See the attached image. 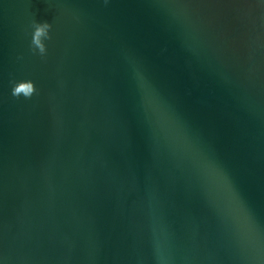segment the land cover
Instances as JSON below:
<instances>
[{"label": "water", "instance_id": "1", "mask_svg": "<svg viewBox=\"0 0 264 264\" xmlns=\"http://www.w3.org/2000/svg\"><path fill=\"white\" fill-rule=\"evenodd\" d=\"M0 264H264V0H0Z\"/></svg>", "mask_w": 264, "mask_h": 264}, {"label": "clouds", "instance_id": "2", "mask_svg": "<svg viewBox=\"0 0 264 264\" xmlns=\"http://www.w3.org/2000/svg\"><path fill=\"white\" fill-rule=\"evenodd\" d=\"M44 27L47 28V25L45 24Z\"/></svg>", "mask_w": 264, "mask_h": 264}, {"label": "snow or ice", "instance_id": "3", "mask_svg": "<svg viewBox=\"0 0 264 264\" xmlns=\"http://www.w3.org/2000/svg\"><path fill=\"white\" fill-rule=\"evenodd\" d=\"M43 25H45V24H43ZM47 25V24H46ZM49 26L47 25V28H48Z\"/></svg>", "mask_w": 264, "mask_h": 264}]
</instances>
